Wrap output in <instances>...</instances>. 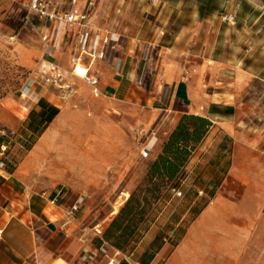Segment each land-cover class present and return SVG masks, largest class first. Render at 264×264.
I'll use <instances>...</instances> for the list:
<instances>
[{
  "label": "rangeland",
  "instance_id": "rangeland-1",
  "mask_svg": "<svg viewBox=\"0 0 264 264\" xmlns=\"http://www.w3.org/2000/svg\"><path fill=\"white\" fill-rule=\"evenodd\" d=\"M26 2L0 0V143L8 145L2 159L8 169L16 170L38 140L42 128L33 132L29 127L33 112L31 97L21 96L23 89L35 81V87L39 89L50 85V90H54L66 106L64 118L59 122L61 132L56 134L59 135L58 145L64 140L72 141V144L62 147L61 152L59 148H53L42 163L32 162L35 176L30 180V186L42 192L66 186L74 189L68 183L72 174L84 172V176L86 172L89 181H83L82 192L92 194L91 200L103 205L105 196L110 193L107 183L134 165L132 193L144 179L150 163L160 154L164 140L171 133L168 128L171 120L163 121L150 108L138 111L115 103L113 111L111 103L86 88V79L80 78L81 85L63 83L62 79L76 77L70 56L71 41L66 39L63 53L56 59L46 55L37 23L25 20ZM84 3L85 0H79L78 6ZM93 3L92 24L119 34L120 44L126 52L135 49L134 53L143 55L142 68L148 59L153 61L154 65L146 70L147 81L154 76H163V59L167 65L177 62L176 80L187 78L186 69L190 64L197 85L210 94L215 90L226 91L230 94L228 103H235L237 96L243 102L240 106L244 113L254 107L264 111V100H259L264 97V0H93ZM152 42L163 49L152 53ZM44 64L49 68L44 69ZM198 100L201 104L202 97ZM254 117L248 123L259 128L256 135L260 137L259 146L264 151V115ZM161 122L164 128L149 158L143 159L144 143ZM79 140L87 145L75 147V141ZM100 140L105 142L110 156L106 167L95 169L85 159L90 161L94 157L92 142ZM226 149L225 156L229 157L231 151ZM64 173H68V181L64 179ZM94 177L100 181L89 188ZM192 183L187 174L175 185L183 193L182 197H174L169 190L164 193L154 205L136 242L152 227L162 237L181 238L190 222L213 198L212 194L200 195L197 189L190 187ZM76 184H82L81 180ZM231 188L230 197L235 199L242 188L234 185ZM129 198L116 197L111 206L101 212L99 219L114 218ZM115 205L119 208L117 213H114L116 207L111 208ZM181 220L178 232L171 234ZM260 222L264 224V216ZM263 226L253 243L246 246L249 250L243 253L242 260L238 259L240 264H264Z\"/></svg>",
  "mask_w": 264,
  "mask_h": 264
},
{
  "label": "crops",
  "instance_id": "crops-1",
  "mask_svg": "<svg viewBox=\"0 0 264 264\" xmlns=\"http://www.w3.org/2000/svg\"><path fill=\"white\" fill-rule=\"evenodd\" d=\"M34 23H37L36 19ZM92 25L96 32H108L118 42L115 51L108 52L106 60H97L92 66L87 58L82 61V66L90 69L97 79L96 86L87 82L86 88L111 103L113 111L115 103L138 111L150 108L163 121L171 120L168 125L171 132L185 114L211 120L213 128L190 160L187 174L188 179L194 182L190 187L197 189L200 195L213 194V198L190 222L179 240L177 236L157 235L155 227H152L125 253L106 245L97 247L95 239L99 236L91 224L98 222L106 229L113 217L100 220L101 212L109 208L116 197L131 193L135 166H128L126 171L111 178L107 183L110 193L105 196L103 205L95 204L91 200L92 194L85 191L90 195L88 198L82 192L83 181H89L86 172L84 176V172L72 174L69 181L68 173L62 174L74 189L67 186L49 192L33 189L30 186V180L35 176L32 162L42 163L53 148H59L61 152L62 147L72 144V141L64 140L58 145L59 135L56 134L61 132L59 122L64 118L66 106L54 90H50V85H43L41 89L34 85L30 91L33 110L40 109L38 103L43 99L60 112L14 172L0 168V264H109L111 260L118 264H240L243 253L249 250L246 246L253 243L264 225L260 222L264 216V155L261 154L264 151L259 146L260 137L256 135L259 128L248 123L252 116L264 115V111L254 107L244 113L240 106L243 102L237 96L235 103H228V92L215 90L210 94L197 85L194 68L190 64L186 69L187 78L176 80L179 72L177 62L167 65L163 59V76H154L147 81L146 70L154 65L153 61L148 59L142 68L143 55L134 53L135 49L126 52L120 44L119 34ZM156 44L151 43L152 53L163 49ZM71 63L72 66L77 65L73 57ZM47 67L43 65L44 69ZM81 79L69 76L62 82L81 85ZM200 96L201 104L198 102ZM259 100H264V97ZM163 128L161 122L152 131L150 139L145 141L144 147L151 145L152 139L157 142ZM86 145L82 140L75 141V147ZM92 147L94 157L90 161L85 159L86 163L95 169L106 167L110 152L105 142L93 141ZM226 148L231 151L229 157L225 156ZM73 154L83 157L82 154ZM79 180L80 185L76 184ZM99 181L96 177L91 178L89 188L98 185ZM232 185L242 188L235 199L230 197ZM80 197H85L86 203L72 215L71 207ZM182 222L175 225L171 234L178 232ZM256 259L260 260V257Z\"/></svg>",
  "mask_w": 264,
  "mask_h": 264
},
{
  "label": "trees",
  "instance_id": "trees-1",
  "mask_svg": "<svg viewBox=\"0 0 264 264\" xmlns=\"http://www.w3.org/2000/svg\"><path fill=\"white\" fill-rule=\"evenodd\" d=\"M38 106L40 109L33 110L30 114L29 127L33 132L42 128L38 132L39 138L60 111L43 99L39 101ZM212 128L213 123L206 117L192 114L181 117L175 129L164 140L160 154L150 163L140 185L131 193L102 235L95 239L97 247L106 245L122 253L131 247L147 224L154 205L167 190L172 191L177 182L187 175L190 160ZM0 163L7 172H14V169L7 168L2 158Z\"/></svg>",
  "mask_w": 264,
  "mask_h": 264
},
{
  "label": "built area",
  "instance_id": "built-area-1",
  "mask_svg": "<svg viewBox=\"0 0 264 264\" xmlns=\"http://www.w3.org/2000/svg\"><path fill=\"white\" fill-rule=\"evenodd\" d=\"M79 0H27L25 3L28 23L34 24V19L39 24L37 30L41 35L45 47V54L56 59L63 53L66 39L71 41V56L77 65H82L84 59H88L92 66L97 60H106L109 51H115L118 44L114 36L108 32L101 33L95 31L91 22L93 0H85L82 6H78ZM53 66V64H51ZM75 65V67L77 66ZM75 70V69H74ZM91 74V73H90ZM91 76V75H90ZM85 78L86 81L97 85V79L93 76ZM35 81L21 92L22 98L30 95ZM97 92V90H95ZM8 145H0V157L7 151ZM152 151L151 145L144 147L142 158H149ZM3 165L0 166V168ZM174 197H182L183 193L179 189H172ZM85 197H80L71 207L70 213L77 214L85 205ZM118 203H116L117 205ZM115 206H112L113 210ZM115 212V211H114ZM113 211H111V214ZM113 216V215H111ZM91 228L101 236L104 229L98 222L91 224ZM109 264H118L111 260Z\"/></svg>",
  "mask_w": 264,
  "mask_h": 264
},
{
  "label": "bare ground",
  "instance_id": "bare-ground-1",
  "mask_svg": "<svg viewBox=\"0 0 264 264\" xmlns=\"http://www.w3.org/2000/svg\"><path fill=\"white\" fill-rule=\"evenodd\" d=\"M74 74H75L77 77H80V78H82V79H85V78H87V77H90L91 80H94L93 75L90 74V69H88V68H86V67H83L82 65H77V66L75 67ZM90 75H91V76H90ZM155 142H156V139H152V140H151V145H153ZM123 196H124L125 199H126V198H128L130 195H129V193L126 192V193H124ZM118 209H119V208L116 207L114 213H117V212H118Z\"/></svg>",
  "mask_w": 264,
  "mask_h": 264
}]
</instances>
